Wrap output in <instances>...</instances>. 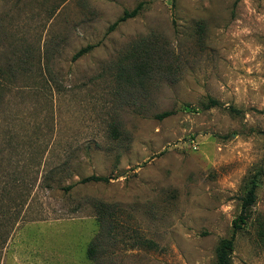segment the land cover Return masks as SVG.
Here are the masks:
<instances>
[{
  "label": "rangeland",
  "instance_id": "1",
  "mask_svg": "<svg viewBox=\"0 0 264 264\" xmlns=\"http://www.w3.org/2000/svg\"><path fill=\"white\" fill-rule=\"evenodd\" d=\"M256 173L232 264H264V0H0V264H215Z\"/></svg>",
  "mask_w": 264,
  "mask_h": 264
},
{
  "label": "trees",
  "instance_id": "2",
  "mask_svg": "<svg viewBox=\"0 0 264 264\" xmlns=\"http://www.w3.org/2000/svg\"><path fill=\"white\" fill-rule=\"evenodd\" d=\"M174 1V0H173ZM143 9V4H138L131 11H124L123 14L108 27V33L114 31L117 26L129 19L135 18ZM94 46H87L81 50H79L74 56L73 60H77L82 57L84 54H87L91 50H93ZM157 52L152 48L145 47L141 50L132 49V51L127 54V59L133 60L132 65H129L131 72L135 77L146 78L150 73L154 71H158V65L156 64L155 58H158L156 55ZM128 67V69H129ZM222 105L212 99L207 98L206 102L203 104V108L205 110H209L212 108H218ZM229 112L232 114H239L240 111L234 108H230ZM171 112H163L157 115L158 119H163L170 116ZM260 174V173H259ZM258 173L254 175L250 181L248 182L247 188L244 192L243 197L241 198L240 205V214L236 217V219L232 223V233L228 238L221 239L216 248L215 254V264H232L231 262V254L234 250L235 246V238L238 232H240L244 226L250 223L252 219V209L257 201V189L259 186V176ZM109 178L107 177H98V176H89L81 179L80 183H89V182H108ZM256 227V237L257 241L260 242L264 246V221L257 220L255 223ZM149 246L151 245L149 243ZM87 254L91 260L94 259L96 254L95 245L91 244L87 250Z\"/></svg>",
  "mask_w": 264,
  "mask_h": 264
}]
</instances>
